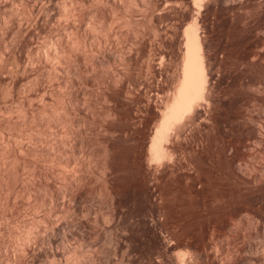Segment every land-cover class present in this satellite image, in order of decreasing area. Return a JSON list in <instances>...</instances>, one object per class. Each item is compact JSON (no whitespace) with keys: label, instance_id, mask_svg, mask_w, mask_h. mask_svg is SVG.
Masks as SVG:
<instances>
[{"label":"rangeland","instance_id":"obj_1","mask_svg":"<svg viewBox=\"0 0 264 264\" xmlns=\"http://www.w3.org/2000/svg\"><path fill=\"white\" fill-rule=\"evenodd\" d=\"M201 1L0 0V264H264V0ZM192 17L205 103L153 161Z\"/></svg>","mask_w":264,"mask_h":264},{"label":"bare ground","instance_id":"obj_2","mask_svg":"<svg viewBox=\"0 0 264 264\" xmlns=\"http://www.w3.org/2000/svg\"><path fill=\"white\" fill-rule=\"evenodd\" d=\"M50 2L51 1H53V0H49ZM114 1V0H113ZM200 1L201 0H193V2H194V4H196V5H198V6H200V5H202V3H200ZM202 2V1H201ZM199 3H200V5H199ZM55 4H57V3H55ZM115 4H116V2H115ZM47 5H48V3H47ZM109 5V4H108ZM45 7H46V5H45ZM40 9V8H39ZM193 18V17H192ZM196 18V17H195ZM195 18H193V19H191L190 20V22L187 24V26L185 27V30H184V40H185V42H184V52H183V56H182V68H181V77L179 78V80L177 81V84H176V88H175V90H174V92H173V95H171V97H169V99L168 100H166V103L164 104V107H163V109L161 110V112H160V120H159V122H158V124H157V126H156V128H155V131L153 132V135L151 136V140H150V145H149V157H150V160H157L158 162L159 161H161L162 159L164 160L165 158H168L169 157V155H171V153L168 151L169 149L167 148V143L169 142L168 140H170L169 139V137L171 136V134H172V132L174 131L173 129L175 128V127H177L178 126V123H181V120L185 117V116H187V114L189 113H191L190 111H196L195 110V108H196V106H200L199 104L200 103H202V102H204L205 103V94H206V88H208L207 86H206V84H207V81L209 80L208 79V75L209 74H207V72H206V67H205V62H204V55H203V49H202V43H201V38H199V36H200V34H198V32H199V30H197L198 29V27H199V25H197V23L198 22H196V19ZM89 24V23H88ZM95 24H96V22H95ZM94 25V24H93ZM95 26V25H94ZM91 27L93 28V26L91 25ZM97 27V26H96ZM99 27H100V25H99ZM90 29V28H89ZM96 29V28H95ZM94 29V30H95ZM92 32V31H91ZM79 33V32H78ZM96 33V32H95ZM76 34V33H75ZM93 34H94V31H93ZM96 34H98V33H96ZM109 35V34H108ZM78 37V36H77ZM92 38V37H91ZM77 39V38H76ZM94 39V38H93ZM85 40V39H84ZM93 41V40H92ZM91 43V42H90ZM94 43V42H93ZM80 44H81V42H80ZM95 44V43H94ZM90 46V45H89ZM101 46V45H100ZM86 47V46H85ZM102 47V46H101ZM104 47H105V45H104ZM57 48V47H56ZM90 49H91V47H90ZM55 50V49H54ZM102 50V49H101ZM104 50V49H103ZM50 51H52V50H50ZM56 51H57V49H56ZM108 51V50H107ZM111 51V50H110ZM53 52V51H52ZM58 52V51H57ZM100 52H102V51H100ZM55 52H53V54H54ZM104 53H105V55L108 57V58H110V59H108V61L109 60H111V59H116V57H118V56H116V55H114L113 53H111V52H107L106 53V51H104ZM52 54V53H51ZM59 54V53H58ZM95 54V53H94ZM97 54V53H96ZM55 55V54H54ZM80 55V54H79ZM100 54H98V56H99ZM59 56V55H58ZM61 56V55H60ZM93 56V55H92ZM116 56V57H115ZM94 57V56H93ZM101 57H105L104 55L103 56H101ZM101 57H99V58H101ZM107 57H106V59H107ZM61 58V57H60ZM127 58V57H126ZM63 59V58H62ZM61 59V60H62ZM102 59V58H101ZM94 60V59H93ZM126 60V59H125ZM99 61V60H98ZM113 61V60H112ZM61 62V61H60ZM111 62V61H110ZM115 62H116V60H115ZM129 62V61H128ZM62 63V62H61ZM64 63V62H63ZM66 63V62H65ZM86 64H87V62H85ZM104 63V62H103ZM108 63V62H107ZM123 63H125V62H123ZM69 64V63H68ZM119 64V63H118ZM130 64H131V62H130ZM66 65V64H65ZM61 66H62V64H61ZM67 66V65H66ZM76 66H78V65H76ZM90 66V65H89ZM59 67V66H58ZM75 67V66H74ZM91 67V66H90ZM80 68V67H79ZM63 70H65V69H63ZM72 70V69H71ZM96 70H98V69H96ZM56 71V70H55ZM59 71V70H58ZM69 71V70H68ZM76 71V70H75ZM81 71V70H80ZM79 71V72H80ZM93 71V70H92ZM73 72H74V70H73ZM96 72V71H95ZM98 72V71H97ZM115 72V71H114ZM117 72V71H116ZM69 73V72H68ZM92 73H94V72H92ZM120 73V72H119ZM58 74V73H57ZM114 74V73H113ZM116 74V73H115ZM66 75V74H65ZM68 75V74H67ZM63 76V75H62ZM87 76V75H86ZM94 76V75H93ZM115 76V75H114ZM74 77H75V75H74ZM77 77V76H76ZM75 77V78H76ZM59 78V77H58ZM65 78V77H64ZM80 78V77H79ZM87 78V77H86ZM133 80V79H132ZM64 81H66V80H64ZM60 82V81H59ZM66 83H67V81H66ZM71 83H73V82H71ZM82 83V82H81ZM60 84V83H59ZM73 85V84H72ZM79 85V84H78ZM60 86V85H59ZM68 86V85H67ZM66 86V87H67ZM85 86V85H84ZM88 86V85H87ZM61 87V86H60ZM59 87V88H60ZM74 88V87H73ZM87 88V87H86ZM92 88V87H91ZM62 89H63V86H62ZM88 89V88H87ZM74 90H76V89H74ZM93 90V89H92ZM208 90V89H207ZM98 91V90H97ZM97 91H95V92H97ZM103 91V90H102ZM75 92V91H74ZM78 93V92H77ZM88 96V95H87ZM104 96V95H103ZM78 97V96H77ZM88 98V97H87ZM62 100V99H61ZM86 100V99H85ZM208 101V100H207ZM206 101V102H207ZM79 102V101H78ZM85 102V101H84ZM81 103V102H80ZM76 104V103H75ZM84 104V103H83ZM88 104H90V103H88ZM85 105V104H84ZM208 105V104H207ZM76 106H78V105H76ZM80 106V105H79ZM88 106V105H87ZM91 106V105H90ZM92 106H93V104H92ZM65 107V106H64ZM64 107H63V109H64ZM84 109H86L85 108V106H84ZM83 109V110H84ZM91 110V109H90ZM67 111V110H66ZM86 111H87V109H86ZM109 112V111H108ZM82 114V113H81ZM192 114H193V112H192ZM88 115V114H87ZM191 115V114H190ZM80 117V116H79ZM188 118H189V115L187 116ZM75 118V117H74ZM186 118V117H185ZM79 119V118H78ZM83 119H87V118H83ZM80 120V119H79ZM88 120V119H87ZM86 120V121H87ZM78 121V120H77ZM89 121V120H88ZM71 122V121H70ZM75 122V121H74ZM80 122V121H79ZM82 123V122H81ZM80 123V124H81ZM96 123V122H95ZM107 123V122H106ZM71 124H73V123H71ZM75 124V123H74ZM91 124V123H90ZM104 124V123H103ZM79 125V124H78ZM88 126V125H87ZM72 128V127H71ZM102 128V127H101ZM54 129V128H53ZM62 129V128H61ZM70 130V129H69ZM75 130V129H74ZM54 131V130H53ZM66 131V130H65ZM106 131V130H105ZM70 132V131H69ZM60 135V134H59ZM57 136H58V134H57ZM64 136V135H63ZM63 136H61L62 137V139H63ZM65 137V136H64ZM70 137V136H69ZM17 140H18V137L16 136L15 137ZM61 139V140H62ZM66 139H67V136H66ZM17 140H15L14 142H15V145L14 146H20V143H21V140H18V141H20V142H18L19 143V145H18V143L16 142ZM49 140V139H48ZM47 140V141H48ZM59 140V139H58ZM64 142H66V141H64ZM75 142V141H74ZM17 143V144H16ZM63 143V142H62ZM72 143V142H71ZM47 144H49V143H47ZM51 144V143H50ZM50 144H49V146H47V148L46 149H50ZM69 144H70V142H69ZM52 145H55V144H51V146ZM63 145V144H62ZM57 147L59 146V145H56ZM65 146V145H64ZM61 147V146H59L58 148H53V149H51V150H47L46 152V154H44L46 157H47V159H50L49 161L50 162H52L51 164H52V167L51 168H53L54 169V167L53 166H55V167H57L58 169H59V172H57L58 174L57 175H59L60 177H63V180H64V182L66 183V181H67V179H71V177H73L74 179H75V181H76V179H79L80 180V178H82L83 176H84V173L87 171V172H89L90 171V169H83L82 167H81V165H82V163H80V166H78V163H79V159L82 157V156H84V155H86V154H82V150H80V152H81V154H82V156H78V155H80V152L78 153V155L76 154V152H75V149H73L72 151H71V153H72V155H69L68 153H69V151L67 150H65L67 147H68V144L66 145V148L65 147ZM71 146H72V144H71ZM76 146V145H75ZM23 147V146H22ZM54 147V146H53ZM73 148H74V145L72 146ZM72 147L70 148V147H68V148H70V150L72 149ZM21 148V146L19 147V149ZM67 148V149H68ZM22 149V148H21ZM21 149L19 150V151H21ZM78 149V148H77ZM81 149V148H80ZM53 150H55L56 152H58V153H56L57 154V156H58V154H59V156H61V155H64V157L67 155H69L70 157L72 156V158L71 159H69V160H67V161H64L63 159V161H61L60 159L61 158H56L55 156H56V154H55V152H54V154H51L52 152H53ZM79 150V149H78ZM104 151H106L105 153H107V152H109L110 150H109V148H107V149H104ZM87 152V151H86ZM70 153V154H71ZM88 153H90V152H88ZM170 153V154H169ZM43 155V157H45ZM66 156V157H67ZM88 156H89V154H88ZM91 156V155H90ZM90 156H89V158H90ZM18 157V156H17ZM49 157V158H48ZM86 157V156H85ZM19 158V157H18ZM84 158V157H83ZM15 159H16V157H15ZM65 159V158H64ZM66 159H68V157L66 158ZM85 159V162H87L86 161V158H84ZM46 160V159H45ZM44 160V161H45ZM90 160H92V156H91V158L89 159V161ZM166 160V159H165ZM54 161V162H53ZM81 162H82V159H81ZM84 162V163H85ZM156 162V161H155ZM53 163H56V164H54L53 165ZM50 164V165H51ZM89 164V163H88ZM84 165V164H83ZM82 165V166H83ZM50 168V167H49ZM105 168H110V166L108 167V166H105ZM33 170H34V168H33ZM55 170V169H54ZM31 171V170H30ZM35 174V173H34ZM33 174V175H34ZM55 175V174H54ZM86 175V174H85ZM56 176V175H55ZM82 180V179H81ZM83 181V180H82ZM81 183V182H80ZM71 183H70V181L69 182H67L66 184H64V185H62L61 187L62 188H64L63 186H67L68 185V188L70 187V186H72V184L70 185ZM78 184V183H77ZM76 185V184H75ZM82 185V184H81ZM73 187V186H72ZM76 187H78V189H79V185L78 186H76ZM81 187V186H80ZM66 189L65 190H67V187H65ZM71 188V187H70ZM72 191V190H71ZM71 191H69V192H71ZM67 192V191H66ZM61 195H62V193H61ZM63 195H64V193H63ZM62 195V196H63ZM67 196V195H66ZM109 196V195H108ZM60 198H62L61 199V201H62V203L61 204H64L65 202V200H64V196L63 197H60ZM109 200H110V197H109ZM112 198H111V203H112ZM53 201V200H52ZM56 201H58V199H56ZM110 203V204H111ZM55 204V203H54ZM45 205L47 206L48 205V202L46 201L45 202ZM65 205V204H64ZM51 210V209H50ZM48 212V211H47ZM103 214V213H102ZM106 214V213H105ZM105 214H103V216H105L104 218H101V220H106L105 218H106V216L107 215H105ZM52 216V213H51V215L48 213V215H47V213H46V217H47V222H48V224H52V219H53V216ZM108 216H109V214H108ZM107 216V217H108ZM94 219H96V220H93L94 222L95 221H98L99 219H97V218H94ZM46 220V219H45ZM108 220V219H107ZM92 221V222H93ZM45 222V221H44ZM92 222L90 221V222H85V221H80L79 222V226L77 227V229L76 230H74V231H76L80 236H84V235H86L87 233H90L91 231L93 232V230L94 231H96V227H94L95 226V224H94V226H93V224H92ZM99 222V221H98ZM107 222V221H106ZM108 222H112V221H109L108 220ZM106 224V223H105ZM49 225V226H50ZM107 225V224H106ZM98 227H99V225H97ZM105 226V225H104ZM115 226V228H116V226L117 225H114ZM36 227V226H35ZM56 227V226H55ZM100 227H102V226H100ZM30 228V227H29ZM33 228V227H32ZM46 228V227H45ZM50 228H53L52 226L50 227ZM112 228V227H111ZM26 229V228H25ZM103 229H105V228H103ZM108 229V228H107ZM110 229V228H109ZM34 230V229H33ZM39 230V229H38ZM53 230L54 229H52V232H53ZM113 230V229H112ZM103 231V230H102ZM111 231V230H110ZM109 231V232H110ZM31 232H34V231H31V229H27L26 230V233L27 234H25V236H24V238L26 237V236H28L29 235V233H31ZM91 232V233H92ZM111 232H114V230L113 231H111ZM117 232V231H116ZM39 233V232H38ZM90 233V234H91ZM40 234V233H39ZM113 234H115V235H113ZM51 236H52V234H50ZM112 235L114 236V237H116L118 234H116V233H112ZM23 236V235H22ZM118 236H120V234L118 235ZM122 236V235H121ZM24 238H21V239H23V241L25 240ZM27 238V237H26ZM29 238V237H28ZM113 238V237H112ZM118 238V240H119V237H117ZM116 238V239H117ZM108 239V238H107ZM109 239H111V238H109ZM108 239V240H109ZM121 239V238H120ZM123 239V238H122ZM112 240V239H111ZM111 243H113V240L112 241H110ZM115 242H116V240H115ZM120 242H122V240L120 241ZM116 243H118V241L116 242ZM115 243V244H116ZM114 244V246H118V245H120L119 243L117 244V245H115ZM119 247V246H118ZM115 248H117V247H115ZM114 248V249H115ZM93 259V258H92ZM104 261H106L105 259H103ZM109 260V259H108ZM107 262V261H106Z\"/></svg>","mask_w":264,"mask_h":264}]
</instances>
